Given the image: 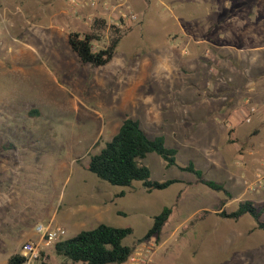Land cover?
Returning <instances> with one entry per match:
<instances>
[{
  "label": "rangeland",
  "instance_id": "obj_1",
  "mask_svg": "<svg viewBox=\"0 0 264 264\" xmlns=\"http://www.w3.org/2000/svg\"><path fill=\"white\" fill-rule=\"evenodd\" d=\"M68 1L0 0V264L18 254L22 243L36 240L28 238L35 224H45L58 208L59 217L95 188L112 199L100 223L132 229L125 245L141 242L153 217L171 208L159 237L154 236L156 264H264V230L249 215L220 218L213 210L230 212L237 205L215 206L206 193L222 194L180 169L192 164L205 179L225 182L208 155L223 146V132L230 131L212 123L205 104L246 111L254 106L244 97V81L264 77V0H127L137 20L122 27L99 18L91 7L74 13ZM63 11L85 23V29L73 28L59 15ZM65 25L94 31L93 50L118 37L111 62L83 64L57 35L49 44L48 28ZM180 29L184 44L206 39L227 47L223 51L234 60L220 70L213 48L204 52L202 65L192 64L180 55L182 46L169 47ZM51 53L59 59L52 60ZM242 58L260 62L261 68L248 69ZM125 118L137 120L148 137L162 136L165 146L176 150L175 166L167 167L155 153L142 164L150 179L177 183L147 193L140 182L112 186L88 171L90 156ZM259 192L251 202L262 210L259 221L264 222V187ZM65 231L64 239L78 234ZM193 249H199L196 263L190 261ZM42 256L45 264H69L53 246Z\"/></svg>",
  "mask_w": 264,
  "mask_h": 264
},
{
  "label": "trees",
  "instance_id": "obj_2",
  "mask_svg": "<svg viewBox=\"0 0 264 264\" xmlns=\"http://www.w3.org/2000/svg\"><path fill=\"white\" fill-rule=\"evenodd\" d=\"M96 40L98 37L94 31L90 33L71 31L67 37L70 49L81 63L92 67H103L114 57L119 40L117 37L106 47L93 50L92 43ZM150 153L160 156L167 167L176 165V150L167 148L162 136L150 138L141 129L137 120L125 118L104 147L90 156L87 168L97 178L112 186L131 187L134 182H140L147 193L164 190L177 183L176 180L158 182L150 179V170L142 164V160ZM180 169L194 174L197 182L209 190L222 194L221 206L231 198L222 184L205 179L202 172L195 169L192 164ZM117 196H124V192ZM170 214L171 208L164 207L155 215L143 239L152 236L158 238ZM217 214L220 218L230 220H238L244 215H249L254 220L256 228L264 230V222L259 221L262 210L257 209L251 201L239 202L233 211L220 210ZM131 234L132 229L128 227L116 228L98 224L92 229L79 232L72 238L62 239L52 246L55 254L67 260L69 264H122L135 248L123 244V240ZM22 262L23 258L18 253L11 255L6 264Z\"/></svg>",
  "mask_w": 264,
  "mask_h": 264
},
{
  "label": "crops",
  "instance_id": "obj_3",
  "mask_svg": "<svg viewBox=\"0 0 264 264\" xmlns=\"http://www.w3.org/2000/svg\"><path fill=\"white\" fill-rule=\"evenodd\" d=\"M59 15L64 18L66 22L70 21L73 28H84L83 25L86 26L85 23L80 24L79 21H77L79 19L72 18L67 11L60 12ZM50 21V25H52V18ZM48 30L49 44L57 41L53 40V35H57L62 38L61 41H65L66 44H68L67 37L72 30L69 29L67 25L62 28L50 26ZM180 32L177 40L169 47L171 49L182 46L183 48H181L180 55L182 57L187 55L186 60H189L192 64L202 65V62L205 61L203 57L204 52H210L213 48H215L216 52V55H214L215 64L219 65L220 70L224 68V62L228 61L231 63L234 60V56L228 57L227 51H223V48L227 50V47L216 46L206 39L195 40L184 44L185 40L182 42V39L185 38V31L180 29ZM230 50L235 52L238 49L232 47ZM51 55L52 60L59 59L57 55H53V53H51ZM242 60L243 63L247 65L245 67L248 69L257 70L261 68L260 62H256L254 59L251 61L250 59L247 60L246 58H242ZM46 70L52 74L50 70ZM197 70L193 72L196 76L194 78L196 79L198 76ZM250 78L245 77L244 82L246 84L244 83V85L247 90L244 89V97L248 99L252 98L254 106L251 108L255 109L254 112L250 111L251 108H249V111L247 108L246 111V108L239 106L231 107L221 104H205L209 110L212 123L221 129L224 128L230 131V133L228 131L227 133L223 132V146L219 148L214 147L208 155V162L214 166L216 171L223 175L222 177L225 182L222 185L231 196L223 207L231 203L237 205L244 200L254 201L255 198L260 195L259 191L262 189H257L254 185L258 176L261 177L264 184V77H260V79L256 77ZM248 117L250 121L246 122ZM256 129L260 131L256 132ZM228 140H230V144L227 143ZM207 196L215 201V206L220 207L223 196L219 198L213 194L206 193V197ZM111 200L110 194L106 195L104 191L95 188L87 192L77 205L69 204L64 208L59 217V208L55 210L48 221L43 225L58 226L62 227L64 230L70 229L78 231L77 233L92 229L89 227H91L93 223H96V225L101 224L100 222L103 219V215L108 211L107 203ZM204 211L210 210L204 209ZM219 211L220 210L217 209L215 211L213 210L214 213H218ZM195 214H197V212L192 215ZM39 224L40 223L35 224L33 233L31 235L29 234L30 236H28V238L37 237L35 227ZM198 250L199 249H193L191 251L192 259L190 261L197 262L195 258L199 254Z\"/></svg>",
  "mask_w": 264,
  "mask_h": 264
},
{
  "label": "built area",
  "instance_id": "obj_4",
  "mask_svg": "<svg viewBox=\"0 0 264 264\" xmlns=\"http://www.w3.org/2000/svg\"><path fill=\"white\" fill-rule=\"evenodd\" d=\"M68 6L74 13L78 9L85 6L96 9L99 18H108L109 20L116 21L120 27L123 22H133L137 20V14L132 9L127 0H69ZM93 16H90L92 19ZM251 112L255 109L251 108ZM249 117L246 122H249ZM255 187L261 189L264 184L261 177L258 176L255 182ZM37 238L35 241H25L19 248V255L23 258L21 264H43L45 258L42 256V251L54 245L55 243L64 239L66 231L62 227L39 224L35 227ZM154 236L143 239L135 245L134 250L122 264H156L154 256L157 251V245Z\"/></svg>",
  "mask_w": 264,
  "mask_h": 264
}]
</instances>
